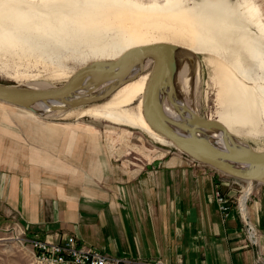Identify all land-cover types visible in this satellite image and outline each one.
Returning <instances> with one entry per match:
<instances>
[{
    "label": "rangeland",
    "instance_id": "rangeland-1",
    "mask_svg": "<svg viewBox=\"0 0 264 264\" xmlns=\"http://www.w3.org/2000/svg\"><path fill=\"white\" fill-rule=\"evenodd\" d=\"M139 1L149 3L154 0ZM192 1L189 0L190 4L193 3ZM229 1L234 3L236 0ZM240 1L244 3V0ZM249 1L258 9L259 17L264 23V0ZM57 6L66 8L71 5L69 2H61ZM19 7L40 11L46 8L40 0H0V13ZM252 29L255 30V27ZM160 40L186 45L169 34L157 35L149 43ZM123 52L125 49L119 47H111L103 53L89 51L85 47L78 49L66 47L40 57L19 51L4 50L0 53V83L14 85L35 82L40 86H56L64 83L69 76L88 63L114 59ZM190 53H192L190 57L185 53H177L178 71L175 72V76L180 69L184 70V78L188 80L187 84L192 93L190 104L198 117L219 122L222 107L217 55L202 48L198 50V53L191 51ZM154 66L155 64L148 69ZM56 71H65L69 74L64 78L55 75L56 79L53 75ZM144 76L152 81L155 79L151 71ZM110 94L69 108L79 110L93 104L105 103L110 99H108ZM174 98L181 100L179 97ZM126 109L136 115L139 114V99ZM4 118H10V120L6 121ZM242 138L252 148L264 151V135ZM174 153L184 155L193 163H200L176 149L172 144L162 145L154 141L137 127L111 123L88 114L78 117L76 114L66 116L63 112H58L53 116L35 117L25 110L0 102V176L5 175L8 178L11 175L16 176L20 183L19 190L27 192L33 198L37 197L48 208H53L56 203L65 200L76 203L78 209L84 205V207L96 205L100 209L93 213H100V215H103L102 211L107 212V207L113 208V211L108 213L111 220L105 222L100 217V220H96V224H93L95 229L85 228L89 221L87 219V221L83 220L85 223L77 224L76 231H59V233L70 232L66 235L76 236L82 244L85 243L77 235L78 228L91 229L95 231H92L93 233L103 235L107 229L105 226L109 225L108 228L112 230L109 238L115 246L125 245L138 250V252L124 253L147 256L145 259L160 257L181 259L185 253L164 249L169 243L166 233L170 229L164 226L158 217L153 220L141 218V216L146 217L147 214L137 210L135 202L138 196L135 195L138 191L135 187H130L135 185L137 178H140L139 171L147 164L154 163L157 158L161 164ZM220 175L237 181L232 184L235 187L237 203L244 190V181L235 180L223 173ZM4 183L5 188H3L7 193L10 181H4ZM250 185L264 191V185L261 183L253 181ZM139 198L142 199L140 195ZM0 202L2 209L4 208L3 211L0 209V264H37L33 257L31 240L54 239L53 234L58 231L50 227V224L53 225L54 222H47L38 229H32L34 227L32 222L26 220L23 213L8 202L6 197L0 198ZM216 202L219 211L222 212L217 199ZM227 204L229 205L228 199ZM226 212L224 214H227ZM81 214L83 213L80 212V216ZM247 219H243L246 226Z\"/></svg>",
    "mask_w": 264,
    "mask_h": 264
},
{
    "label": "bare ground",
    "instance_id": "bare-ground-1",
    "mask_svg": "<svg viewBox=\"0 0 264 264\" xmlns=\"http://www.w3.org/2000/svg\"><path fill=\"white\" fill-rule=\"evenodd\" d=\"M159 1L40 0L43 7H46L41 11L20 7L9 9L0 13V53L12 50L44 57L66 47H85L89 51L100 53L111 47H119L127 52L146 44L163 42L176 46V57L177 53H185L190 57V51L198 53L200 48L205 49L217 55L222 107L219 123L223 129L197 122L198 115L190 104L191 88L184 78L183 69L176 74L172 89L168 88L166 82L161 84L157 107L152 109L154 118L176 127L186 124L196 136L206 139L218 149L236 147L240 150L259 151L242 138L264 135V23L259 17L258 9L249 0H244V3L240 0L234 3L229 0H193L192 4L189 0ZM61 2H69L71 6L60 8L57 5ZM167 34L186 45L165 40L149 43L157 35ZM147 63L148 61H144L135 69L144 72L114 89L112 88L117 84V79L112 77L95 81L77 93L76 98L96 97L112 89L108 97L110 99L105 103L79 110H70L63 101L36 106L35 112L19 109L35 117L53 116L58 112H63L66 116L76 114L78 117L88 114L111 123L137 127L162 145L172 144L151 129L144 117L142 94L154 83L144 76L150 71L144 70ZM174 71L178 69L175 67ZM68 74L65 71L53 72L54 76L61 78ZM14 85L31 90L50 87L40 86L35 82ZM174 97L181 100H175ZM138 99L139 114L136 115L126 108ZM162 113L167 119L160 118ZM186 136L196 141L188 132ZM233 164L240 168L248 167L247 163L238 160ZM246 183L248 185L240 196L244 213L251 189V182ZM246 223L250 225L248 219Z\"/></svg>",
    "mask_w": 264,
    "mask_h": 264
},
{
    "label": "crops",
    "instance_id": "crops-1",
    "mask_svg": "<svg viewBox=\"0 0 264 264\" xmlns=\"http://www.w3.org/2000/svg\"><path fill=\"white\" fill-rule=\"evenodd\" d=\"M4 120L9 121L10 118ZM215 170L203 163L188 161L184 155L178 153H174L161 164L158 158L154 163L147 164L139 171L140 178H137L135 185L130 186L135 187L142 197L140 199L138 194L135 195L138 196L135 202L137 210L147 214L141 218L153 220L158 217L163 225L170 229L166 233L169 243L164 249L185 253L181 256L185 264H254L257 256L264 262V191L251 187L244 213L241 205L235 202V187L232 184L237 181L223 178L221 172ZM4 176H0V198L6 197L8 202L20 210L24 218L32 222V229H38L47 222H54L50 227L58 230L53 234L57 241L70 233L59 231H76L77 224L85 223L83 220H89V225L85 228L93 229V224H96L100 217L105 222L111 220L108 213L113 211L112 207H107L105 213L102 211L103 215L93 213L100 209L96 205H84L78 209L76 203L71 200L60 201L53 208H48L37 197L33 198L25 191L21 192L16 176ZM4 181H10L7 193ZM243 186H247V183L244 182ZM215 191H221V194L227 197L230 205L227 214L219 211ZM7 209L9 211V208ZM80 212L83 213L81 216ZM246 218L253 236L244 223ZM105 227L107 229L103 235L95 234L91 229L79 228V233L76 234L85 244L114 256L147 257L124 253L138 250L125 245L115 246L109 238L112 230L108 228L109 225ZM177 258L162 259L173 261Z\"/></svg>",
    "mask_w": 264,
    "mask_h": 264
},
{
    "label": "water",
    "instance_id": "water-1",
    "mask_svg": "<svg viewBox=\"0 0 264 264\" xmlns=\"http://www.w3.org/2000/svg\"><path fill=\"white\" fill-rule=\"evenodd\" d=\"M176 46L169 43H153L133 48L123 52L118 57L110 60L92 61L66 81L56 86H50L43 89H25L17 88L15 85H5L0 83V101L29 111H36V106H48L53 102H61L69 107H74L85 102L100 99L111 92L112 89L140 75L144 71H135L137 66L144 61H148L147 67L155 66L147 71L154 74V83L151 88L142 94V108L146 122L155 132L164 136L173 146L190 156L192 159L208 165L217 171L239 181H256L264 185V151L240 150L236 147L220 148L213 146L206 139L195 135L194 131L186 124L178 127L169 124H163L154 118L153 108L157 107L158 90L163 82H166L168 88L174 86L175 76V56ZM117 79V84L108 92L93 97H77V93L87 88L95 81L110 78ZM140 99V98H139ZM167 119L164 113L160 116ZM201 125L216 126L223 129V126L217 121H208L197 118ZM195 137L192 140L186 136ZM230 137V134H227ZM235 160L247 163L244 168L233 164ZM248 168V169H247Z\"/></svg>",
    "mask_w": 264,
    "mask_h": 264
},
{
    "label": "built area",
    "instance_id": "built-area-1",
    "mask_svg": "<svg viewBox=\"0 0 264 264\" xmlns=\"http://www.w3.org/2000/svg\"><path fill=\"white\" fill-rule=\"evenodd\" d=\"M216 199L220 203L222 213L229 210L226 197L219 191H216ZM237 204L241 205L239 199ZM247 228L252 235L250 225H247ZM31 243L37 264H185L181 259L166 261L162 258L111 256L95 247L82 244L74 235H66L59 241L53 238L44 240L34 238ZM254 264H264V262L260 256H257Z\"/></svg>",
    "mask_w": 264,
    "mask_h": 264
}]
</instances>
